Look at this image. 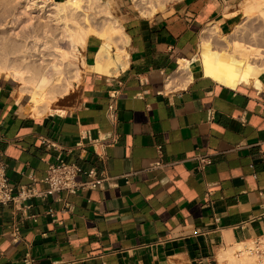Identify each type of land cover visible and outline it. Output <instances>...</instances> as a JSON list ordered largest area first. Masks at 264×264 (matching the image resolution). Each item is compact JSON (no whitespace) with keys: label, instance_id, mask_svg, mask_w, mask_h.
I'll return each instance as SVG.
<instances>
[{"label":"crops","instance_id":"0c3cea01","mask_svg":"<svg viewBox=\"0 0 264 264\" xmlns=\"http://www.w3.org/2000/svg\"><path fill=\"white\" fill-rule=\"evenodd\" d=\"M242 1L182 0L150 17L123 9L121 54L98 34L86 37L80 99L65 113L43 106L31 114L26 88L16 99V80L0 74V151L10 184L41 189L57 157L109 178L91 188L77 173L83 186L65 196L63 213L50 197L30 201L23 215L0 205V264H211L218 251L264 234V81L231 82L228 63L200 59L203 30L227 33ZM110 130L118 139L102 160L90 149L78 156L80 135ZM198 155L209 163L201 166ZM156 160L164 165L149 168Z\"/></svg>","mask_w":264,"mask_h":264},{"label":"rangeland","instance_id":"374dc122","mask_svg":"<svg viewBox=\"0 0 264 264\" xmlns=\"http://www.w3.org/2000/svg\"><path fill=\"white\" fill-rule=\"evenodd\" d=\"M34 1L49 2L50 0ZM179 1L182 0H151V5L155 10H153V13L150 15H143L140 13L141 11L144 13L150 11L148 4L140 0H109L108 4L105 3V0H78L77 3H79L78 5L76 3V6H74L75 8L69 9L67 13L57 15H55V9H48L51 7V5L48 4L46 7L48 10L44 11L41 15H37L31 13L29 8L25 9V5H29L30 2L25 3V0H0V65H7L10 68L21 70L24 72L23 77L27 81L24 84H20L16 81L14 82L16 99L20 94L21 85L26 88L27 93L32 92V85H30L29 81L33 79L42 80L39 83V87L44 92L49 89L56 91V100L50 103L47 108L61 109L64 110L65 113L74 108L77 101L80 99V86L85 71V64L79 46L76 47V51L71 53L69 39L66 38L67 35L63 32L64 29L62 28L64 27V23L62 22L63 20L61 21V18L65 17V15L68 16L65 17L68 19H65V23L67 24L66 28L68 27L70 32L82 30L83 32H87V36L93 33L101 36L108 28L117 24L120 25L121 12L123 9L130 8L133 9L137 15L150 17L154 13L163 11ZM252 1L243 0L239 5L240 14L236 24L233 25L227 33H218L220 36L229 35L232 46L235 43L236 46H243L244 43L250 42L252 40L251 34H253V29L256 31L253 36L255 39L259 38V31L262 30V23L259 20L260 18L256 15V12H254L256 10L250 8L252 7ZM250 11L254 14L250 13ZM61 15L63 17H61ZM251 15L252 17L254 15L256 16L252 18ZM257 33L258 36L255 35ZM35 38L38 40L35 42L37 43L35 45L38 46L37 53L33 52V41ZM217 38L219 39V37ZM218 39H213V49L222 53L225 50V46L221 41H218ZM57 48L68 53L70 52L66 60L59 58L57 52H55ZM239 54V58L243 59L242 53ZM77 70H79L80 74L75 81L73 79V74ZM38 71H40V73ZM49 74H52V76L50 77ZM67 82L71 84L69 90L66 94H61L60 92ZM23 115L33 116L30 114ZM45 115L48 114H42L41 116ZM248 246L249 243H247L246 248H248ZM223 250L225 249L217 252L216 260L211 264H220L217 256L219 253L223 252ZM234 255L237 257L241 256L239 252L234 253ZM251 255H256L255 262L257 264H263L262 257L264 255H257L252 252ZM166 264L194 263L187 259L172 258Z\"/></svg>","mask_w":264,"mask_h":264},{"label":"bare ground","instance_id":"6f19581e","mask_svg":"<svg viewBox=\"0 0 264 264\" xmlns=\"http://www.w3.org/2000/svg\"><path fill=\"white\" fill-rule=\"evenodd\" d=\"M78 0H62V1H55L50 0L49 2L39 1L36 2L34 0H25V3H29V5H25V9H30L31 13L41 15L44 11L48 9H55V15L57 14H64L67 13V11L71 8H75ZM142 2H145L148 4V7L150 11L148 13L140 12L141 14H152L154 7L151 5V0H140ZM252 1V0H251ZM157 2V1H156ZM79 3V2H78ZM77 3V5H78ZM105 3L108 4L109 0H105ZM51 5L50 8L46 9V7ZM158 5V3H157ZM251 5V3H250ZM155 6V5H154ZM253 10L255 9L256 15L260 18V22L262 23V30L259 31V38L255 39L253 36L256 32L255 29L251 30L253 31V34H251L252 40L248 43H244L243 46H236L235 44L232 46L230 42V36L229 35H222L218 36V41H221L223 45L225 46V50L222 53H218L212 50V40L215 38L214 36H217V28L215 26L212 27H206L203 30L204 35H209L207 40L202 39L201 45H200V59L207 62H213V63H222L226 62L230 64V81L237 83V82H243L247 84H252L254 86H260V77L264 81V0H253L251 5ZM77 8V7H76ZM78 10V9H77ZM250 13H253L250 11ZM254 14V13H253ZM254 15V16H256ZM253 16V17H254ZM56 17V16H55ZM58 17V16H57ZM61 17H63L61 15ZM65 17H68L65 15ZM65 17L61 18V21L64 23L62 27L64 29V33L67 35V39H69V44L71 46V53L73 51H76V47L79 46L80 48L83 46L84 41L87 37V32H83L82 30H78L75 32H70L68 27L66 28L67 24L65 23ZM248 17V16H247ZM252 17V15H251ZM252 17V18H253ZM257 18V17H256ZM249 19V18H247ZM58 20V19H57ZM68 20V19H66ZM253 20V19H251ZM71 21V20H69ZM67 22V21H66ZM72 22V21H71ZM75 23V22H74ZM255 24V23H254ZM258 24V23H257ZM259 27V28H261ZM62 32V30H61ZM250 32V31H249ZM248 33V32H247ZM62 34V33H61ZM249 34V33H248ZM64 35V34H63ZM258 36V33L255 34ZM101 37L104 39V48H110L112 44L114 46L116 45V50L118 51V46H123L125 41V36L122 33L120 29V25L117 24L115 26H112L108 28L103 34H101ZM201 37H203L201 35ZM245 38V37H244ZM248 38V37H247ZM250 38V35H249ZM217 39V38H215ZM201 40V39H200ZM36 38L34 39L33 43V52H38V46H36L35 42H37ZM247 41V40H246ZM7 51V49H6ZM8 52V51H7ZM55 52H57L58 56L62 60H66L67 55L70 53L56 49ZM76 53V52H75ZM239 53H242L243 59L239 58ZM78 54V53H77ZM76 54V55H77ZM117 54H121V51H118ZM74 55V53H73ZM40 73V71H38ZM37 72V73H38ZM38 73V74H39ZM0 74L5 75L6 77H12L14 78L18 83L24 84L27 82L24 79V72H22L19 69L10 68L7 65L1 66L0 65ZM79 70L75 71L73 74V79H77L79 77ZM51 77L52 74H49ZM42 80L40 79H33L30 82V85H32V92L29 93L30 96V112L33 115H39L41 114L43 106L44 108L48 107L50 103L54 102L56 100V91L49 89L47 91H43L39 87V83ZM76 81V80H75ZM79 81V80H78ZM70 82H67L65 87L60 92L61 94H66L70 87ZM247 243L249 242H242L237 243L233 247L230 246V248H227L223 250V252L219 253L217 258L219 260L220 264H257L255 262L256 255H251V252L249 251V248L247 247ZM249 247V246H248ZM239 252L241 256L237 257L234 255V253ZM263 264H264V256L262 257Z\"/></svg>","mask_w":264,"mask_h":264},{"label":"built area","instance_id":"2783aa9c","mask_svg":"<svg viewBox=\"0 0 264 264\" xmlns=\"http://www.w3.org/2000/svg\"><path fill=\"white\" fill-rule=\"evenodd\" d=\"M116 111V95L109 94L107 107L104 113L105 120L113 123L115 121ZM211 118V113H209ZM118 139V134L114 130L100 132L94 138H87L80 135L78 141L75 143L78 149V156L82 159L85 158L87 150L90 149L92 155L102 160L105 157L106 149L112 147ZM52 147L51 144L48 145ZM198 163L203 166L209 163V158L206 155L196 156ZM164 164L159 160L153 161L149 168H160ZM83 173L90 177L87 182V187L100 188L104 182L109 178L105 175H96L92 170L82 169L74 163H68L61 157H57L54 162L47 165L45 175L41 180L42 188L37 189L33 185H12L9 183L6 175V161L3 153L0 151V205H11L15 211L23 215L29 207V202L34 199L45 200L46 198H54L57 201L63 202L61 212L69 210V205L65 202L64 198L68 194H75L82 188L83 183L78 182L75 177L77 173ZM45 214L54 216L52 209H47ZM33 217V216H32ZM8 235L11 241L16 242L20 238L19 224L13 222L8 226ZM249 251L253 254L264 255V234L259 235L249 241ZM30 261V260H29ZM26 264H30V262Z\"/></svg>","mask_w":264,"mask_h":264}]
</instances>
